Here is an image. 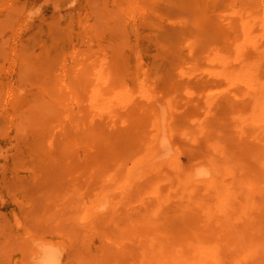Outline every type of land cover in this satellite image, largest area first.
<instances>
[{"label":"bare ground","instance_id":"1","mask_svg":"<svg viewBox=\"0 0 264 264\" xmlns=\"http://www.w3.org/2000/svg\"><path fill=\"white\" fill-rule=\"evenodd\" d=\"M0 264H264V0H0Z\"/></svg>","mask_w":264,"mask_h":264},{"label":"rangeland","instance_id":"2","mask_svg":"<svg viewBox=\"0 0 264 264\" xmlns=\"http://www.w3.org/2000/svg\"><path fill=\"white\" fill-rule=\"evenodd\" d=\"M7 27H11L10 23L7 24ZM13 27V26H12ZM10 41V40H9ZM6 43H8V40H6Z\"/></svg>","mask_w":264,"mask_h":264}]
</instances>
